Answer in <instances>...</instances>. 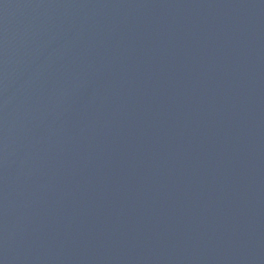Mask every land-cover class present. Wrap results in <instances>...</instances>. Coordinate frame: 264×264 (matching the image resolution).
<instances>
[{
    "label": "water",
    "instance_id": "obj_1",
    "mask_svg": "<svg viewBox=\"0 0 264 264\" xmlns=\"http://www.w3.org/2000/svg\"><path fill=\"white\" fill-rule=\"evenodd\" d=\"M0 264H264V0H0Z\"/></svg>",
    "mask_w": 264,
    "mask_h": 264
}]
</instances>
